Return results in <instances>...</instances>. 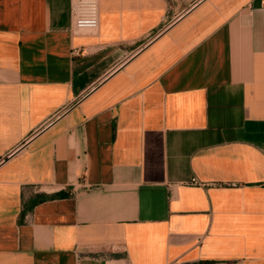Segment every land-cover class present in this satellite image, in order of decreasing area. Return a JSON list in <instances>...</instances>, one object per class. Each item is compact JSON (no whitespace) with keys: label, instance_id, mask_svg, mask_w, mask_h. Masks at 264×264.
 I'll return each instance as SVG.
<instances>
[{"label":"crops","instance_id":"crops-1","mask_svg":"<svg viewBox=\"0 0 264 264\" xmlns=\"http://www.w3.org/2000/svg\"><path fill=\"white\" fill-rule=\"evenodd\" d=\"M97 11L0 0V264H264V0Z\"/></svg>","mask_w":264,"mask_h":264},{"label":"built area","instance_id":"built-area-1","mask_svg":"<svg viewBox=\"0 0 264 264\" xmlns=\"http://www.w3.org/2000/svg\"><path fill=\"white\" fill-rule=\"evenodd\" d=\"M97 12V0H70V14L76 22L94 23Z\"/></svg>","mask_w":264,"mask_h":264},{"label":"trees","instance_id":"trees-1","mask_svg":"<svg viewBox=\"0 0 264 264\" xmlns=\"http://www.w3.org/2000/svg\"><path fill=\"white\" fill-rule=\"evenodd\" d=\"M56 195L65 196V195H67V193L59 192V193H57Z\"/></svg>","mask_w":264,"mask_h":264}]
</instances>
